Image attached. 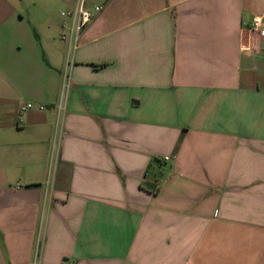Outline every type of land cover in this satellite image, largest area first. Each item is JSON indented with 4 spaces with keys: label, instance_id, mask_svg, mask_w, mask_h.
<instances>
[{
    "label": "crops",
    "instance_id": "1",
    "mask_svg": "<svg viewBox=\"0 0 264 264\" xmlns=\"http://www.w3.org/2000/svg\"><path fill=\"white\" fill-rule=\"evenodd\" d=\"M75 2L0 0V264H264V0H88L60 111Z\"/></svg>",
    "mask_w": 264,
    "mask_h": 264
},
{
    "label": "built area",
    "instance_id": "2",
    "mask_svg": "<svg viewBox=\"0 0 264 264\" xmlns=\"http://www.w3.org/2000/svg\"><path fill=\"white\" fill-rule=\"evenodd\" d=\"M102 9V6L90 7L88 0H76L73 8L66 9L61 13L63 29L61 39L67 43L70 56L67 60L66 69L63 74L64 84L62 87L61 103L59 107L60 111L65 108L67 92L70 88L71 72L75 65V53L79 47L81 34L102 12ZM255 26L256 28H260L261 32L264 33L262 22L257 20ZM34 109L44 111L46 106L32 101L28 102L23 108L25 111Z\"/></svg>",
    "mask_w": 264,
    "mask_h": 264
},
{
    "label": "trees",
    "instance_id": "3",
    "mask_svg": "<svg viewBox=\"0 0 264 264\" xmlns=\"http://www.w3.org/2000/svg\"><path fill=\"white\" fill-rule=\"evenodd\" d=\"M144 185V187L147 189V190H149L150 192H154V193H156V192H158V190H152L151 188H150V185L148 184V183H145V184H142V186Z\"/></svg>",
    "mask_w": 264,
    "mask_h": 264
},
{
    "label": "rangeland",
    "instance_id": "4",
    "mask_svg": "<svg viewBox=\"0 0 264 264\" xmlns=\"http://www.w3.org/2000/svg\"><path fill=\"white\" fill-rule=\"evenodd\" d=\"M63 8H64V7H60V8H59V12H60L61 10H64ZM35 10H36V9H35L34 7H31V8H30V12H31V13L35 12ZM59 17H60V16H59ZM59 31H60V30H59Z\"/></svg>",
    "mask_w": 264,
    "mask_h": 264
}]
</instances>
